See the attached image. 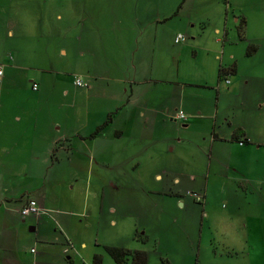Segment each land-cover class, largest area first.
<instances>
[{"label":"rangeland","instance_id":"1","mask_svg":"<svg viewBox=\"0 0 264 264\" xmlns=\"http://www.w3.org/2000/svg\"><path fill=\"white\" fill-rule=\"evenodd\" d=\"M25 2V10L35 9L36 14L26 17L29 23L26 19L22 27L26 37L15 42L24 46L27 54L34 51L38 57L53 58L56 67L68 71L67 75H75L83 63L80 52L88 42H129L138 35L142 51L146 42L154 44L151 56L148 53L153 75H170L171 80L181 83L157 84L168 91L172 89L176 98L164 111L167 122H160L158 117L151 123L131 125L120 142L112 146L114 164L118 165L115 170L108 171L96 155L92 163L83 160L87 169L78 176L48 177V184L54 180L68 194L58 207L68 211H80L90 185V211L80 215L82 223L75 219L73 226L69 225L70 230L75 232L77 228L79 232V237L71 241L74 247L69 255L75 258V264H84L83 259L91 250L104 255L103 264H115L105 246L144 250L148 264H264V157H248V168L245 161L233 160L239 166L237 171L228 167L231 157L223 161L213 158L207 190L204 184L209 178L210 146L201 141L206 124L211 125L206 116L212 112L217 113L220 125L224 118L242 114L240 110H228V106L251 104L248 119L264 124V0H37L36 5L31 0ZM58 12L63 14L62 21L57 19ZM241 18L246 21L242 32ZM114 26L123 32H113ZM178 34L183 36L180 42L175 41ZM251 46L257 49H249ZM62 48L68 50L67 56ZM3 52L0 51V60ZM233 63L237 65V74L227 76L231 83L224 78L219 80V67ZM242 75L248 76V86L237 84L231 93L229 89L236 86ZM65 82L67 98L62 97L60 90L43 96L41 104L55 109L65 103L58 120L71 119L85 126L82 115L86 86H78L75 77ZM35 93L39 91H24L23 98L35 103ZM178 95L183 99L178 100ZM180 110L187 120H175L174 115ZM199 110L205 118H199ZM139 162L140 167H135ZM88 164L92 165L90 170ZM117 170L121 172L116 178L122 183L151 191L131 189L121 193L117 200L121 201L120 206L112 214L106 207L111 195L108 180ZM155 173L161 178L155 179ZM19 209L12 210L11 220L5 226L3 264H71L67 256L62 257L64 242L55 244L62 240L55 221L62 226L60 220L64 215L40 209L39 220L31 215L23 221ZM36 224L39 229L32 232L30 228ZM41 240L54 244L44 250ZM82 242L87 243V249H83ZM41 255L43 262L36 259Z\"/></svg>","mask_w":264,"mask_h":264},{"label":"crops","instance_id":"2","mask_svg":"<svg viewBox=\"0 0 264 264\" xmlns=\"http://www.w3.org/2000/svg\"><path fill=\"white\" fill-rule=\"evenodd\" d=\"M25 1L29 0H0V51H4L0 60V65L4 66L0 77V264L4 262L2 247L7 242L4 230L11 220L9 217L12 215V210L15 207L21 209L29 199H35L40 209L44 211L52 210L60 216L64 215L60 220L62 226L59 227L58 222L55 221L57 225L55 229H60L62 237V240H57L55 244L62 245L64 242L62 250L65 255L63 254L62 257L67 256L69 262L75 264V258L69 255L74 247L71 241L79 237V232L77 228L75 232L70 230L69 225L73 226L75 219H80V215L90 211V185L86 187L85 203L80 205L83 206L80 211H68L58 208L62 206L59 202L63 201L68 194H64L62 187L54 180L48 184V177L51 175L78 176L81 171L87 169L83 160L88 159L92 163L96 155L108 171L115 170L118 165L114 164L112 146L115 142H120L121 137L131 125L135 127L142 122L151 123L158 120V117L160 122H167L164 111L176 98L172 89L168 91L166 87H157L159 86L157 84L178 85L181 83L178 79L177 82L171 80L173 78H170V75H153L152 61L150 60L149 65L148 53L151 56L154 44L149 45L150 43L146 42L142 51L138 35H134L129 42L113 41L111 43L103 39L99 41V45H96V42H88L84 50L79 48L83 63L76 70L75 75H67L68 71H64L65 69L59 70L51 57H38L34 51L27 54L24 46L15 42L26 37L22 28L26 24L24 23L26 17L30 13L36 14L35 9L25 10ZM32 1L35 5L37 4V0ZM57 19L62 21L63 14L58 12ZM235 20L239 21V18L236 17ZM27 22L29 23L28 19ZM41 23L43 32L44 16ZM114 29L117 32H123L118 26L112 27L111 30L114 32ZM216 31L219 32L220 29L217 28ZM61 52L67 56L68 50L62 48ZM221 66L227 67L223 64ZM76 76L83 78L87 84L82 115L86 122L85 126L71 119L63 122L58 120L59 114L63 113V107H66L65 103L61 106L56 105L55 109L41 104L43 96H52L60 90L62 97L67 98L65 81L74 79ZM34 83H39L37 90L33 89ZM237 84L239 87L248 86V76L238 77L236 86L229 89L231 93L234 92ZM32 90L39 93H35L38 95L35 103H28L23 98V92H32ZM218 93L221 95V88L218 89ZM179 99L182 100L183 96L178 95ZM262 105L264 106V103ZM72 107L74 106H68L74 109ZM227 108L240 110L242 114L230 119L224 118L221 125L218 124L217 113L212 112L206 116L211 121V125L206 124L207 129L201 141L210 146L209 178L204 184L207 190L210 186L213 158L223 161L231 157V162L227 163L228 167L237 171L239 166L233 160L241 163L245 161V167L248 168V157L255 159L264 157V124L248 119V109H253V106L244 102ZM177 114L178 112L174 115L175 120H178ZM197 114L199 118L204 117L200 110ZM108 117H111L109 123L91 137V134ZM238 129L243 130L244 135L240 136L239 140H234L232 136ZM202 143L200 151L203 150ZM223 152L225 154L222 155ZM155 161L157 162L156 158ZM140 165L139 162L135 167ZM88 166L90 170L92 165L88 164ZM119 172L121 171L114 172V176L111 174L108 180L111 195L108 199L110 203L106 207L112 214H115L120 206L121 201L117 200L121 193L131 189L141 192L151 191L146 187L140 188L133 184L122 183L119 178H116ZM214 173L219 175L217 172ZM261 173L264 177V166ZM154 176L155 179L161 178L159 173H155ZM176 181L180 183L178 178ZM262 182L264 185V179ZM40 214L21 215L24 221L31 215L39 220ZM86 215L88 217L89 213ZM82 221V219L79 220L80 223ZM112 222L115 223V220L112 219ZM30 229L32 232H37L39 225L36 224ZM42 239L45 238L42 237ZM40 242L44 250L51 246L50 243L54 244L45 240ZM81 246L83 249L88 248L86 242H82ZM92 251L83 259L84 264H92L96 253ZM43 258L44 255L36 257L42 262Z\"/></svg>","mask_w":264,"mask_h":264},{"label":"trees","instance_id":"3","mask_svg":"<svg viewBox=\"0 0 264 264\" xmlns=\"http://www.w3.org/2000/svg\"><path fill=\"white\" fill-rule=\"evenodd\" d=\"M245 19H240V25L239 29L240 32L243 31L244 25H245ZM242 35V33H240ZM249 49H253L255 51L256 46H251ZM248 54V51H247ZM237 72V65L233 63L229 67H219L218 72V78L221 80L224 78V80L227 79L226 76L230 74H236ZM111 117H108V119L102 123L100 126L97 127L94 133L91 134V137H94L99 131H101L110 121ZM244 135V131L241 129H238L234 132L232 138L234 140H239L240 136ZM247 141V139H245ZM105 252L113 259L115 264H148V254L144 250H132L124 247H118V246H105L104 247ZM104 255L102 253H95L92 259V264H103Z\"/></svg>","mask_w":264,"mask_h":264},{"label":"built area","instance_id":"4","mask_svg":"<svg viewBox=\"0 0 264 264\" xmlns=\"http://www.w3.org/2000/svg\"><path fill=\"white\" fill-rule=\"evenodd\" d=\"M182 39H183V36L181 34H178L175 38V41L180 42ZM2 73H3V68L0 65V77L2 76ZM225 81L227 83L230 82V80L228 78ZM75 83L78 86H87V84L84 82V80L79 76L75 77ZM33 89L34 90L38 89L37 83L33 84ZM177 118L182 119V120H186L187 116L185 115V113L182 110H180V111H178ZM20 213L23 216H27L30 214H39L40 213V207H39V205L35 199H29L28 202L20 209ZM66 250L68 251V249H66Z\"/></svg>","mask_w":264,"mask_h":264}]
</instances>
